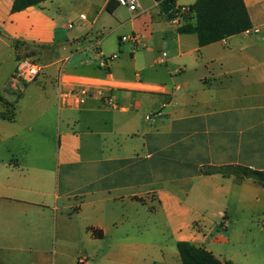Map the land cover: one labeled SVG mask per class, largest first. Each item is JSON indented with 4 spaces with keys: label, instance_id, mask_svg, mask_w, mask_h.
Listing matches in <instances>:
<instances>
[{
    "label": "crops",
    "instance_id": "0c3cea01",
    "mask_svg": "<svg viewBox=\"0 0 264 264\" xmlns=\"http://www.w3.org/2000/svg\"><path fill=\"white\" fill-rule=\"evenodd\" d=\"M110 1L48 0L13 13L15 0H0V264H182L179 242L222 262L264 264V224L228 221L229 202L264 214V187L202 173L264 171V0H244L258 33L205 47L179 31L194 15L170 19L155 0H137L135 16L110 14ZM113 34L119 45L108 52L121 56L103 66L98 52ZM24 59L45 74L18 78ZM83 78L116 86L78 107L60 99ZM11 96L26 99L23 126L6 111ZM143 230L170 241L135 239Z\"/></svg>",
    "mask_w": 264,
    "mask_h": 264
},
{
    "label": "trees",
    "instance_id": "16d2710c",
    "mask_svg": "<svg viewBox=\"0 0 264 264\" xmlns=\"http://www.w3.org/2000/svg\"><path fill=\"white\" fill-rule=\"evenodd\" d=\"M48 0H15L12 12L17 13L30 7H36ZM164 14L170 19L182 14L176 8L175 0H155ZM118 8L116 0H111L107 11L112 14ZM194 13L195 25L188 24L179 31L182 34H196L199 46L205 47L232 36L240 35L253 28L248 8L244 0H198L190 7ZM202 173L222 174L225 177L236 176L240 179H252L264 187V171L241 166L221 168H202ZM178 251L182 264H235L232 261L222 262L212 252L196 247L189 242H179Z\"/></svg>",
    "mask_w": 264,
    "mask_h": 264
},
{
    "label": "rangeland",
    "instance_id": "374dc122",
    "mask_svg": "<svg viewBox=\"0 0 264 264\" xmlns=\"http://www.w3.org/2000/svg\"><path fill=\"white\" fill-rule=\"evenodd\" d=\"M69 3V2H68ZM69 7H70V3H69ZM117 9H120V11L125 14V15H129V10L126 7L123 6H118ZM65 11H63L64 13ZM66 22H68V20H66ZM119 41H120V35L118 34H113L107 37V39L103 40V49L106 50V54L107 56H111L112 53L110 54V50L115 49L116 46L119 45ZM125 44H130V42H127ZM119 56H121L120 53H115ZM119 59V58H118ZM117 59V61H118ZM119 62V61H118ZM41 64V63H40ZM42 65V64H41ZM45 72V71H44ZM43 75L45 73H42ZM41 77V76H40ZM22 86L26 89L29 86H33V85H26L25 83H22ZM28 95L26 96L27 99ZM25 99V100H26ZM25 100L20 101V98H18V96H11L10 101L12 102L13 106H10L9 110L8 108L6 109V111H11V113H15L17 114V125L19 126H23L24 124H26V122L31 120V116L30 115H26L27 112V105L25 103ZM232 101V100H231ZM0 110H2V105L0 104ZM14 130V126L11 127ZM6 131H8L6 129ZM8 144V142L4 143L3 145ZM232 201V200H229ZM224 203V202H222ZM230 205H232V210H231V216H229V224L232 226L235 223H238L240 226H253V225H263L264 224V214L262 213L261 209L258 208H251L249 205L246 206L245 209H241L238 211H236L235 209H240V207L238 208L236 204H233L232 202H229ZM252 209V210H250ZM219 209H217L216 212H218ZM236 211V212H235ZM234 214H236L238 217L233 216ZM218 221L220 223H223L225 220V213H219L218 217H217ZM148 230H143L141 233L135 234V239L137 240H149V241H157L159 244L163 243V242H169V233L166 232H159V231H151L149 232ZM156 239V240H155ZM219 249H221L223 252H227L229 251L228 246H224L222 244H217L216 245ZM249 252V254L251 256L255 255L256 257H254L253 259H261L262 258V253L259 250V252L257 250H247ZM258 261V260H256ZM77 264H81L78 263ZM84 264V263H82Z\"/></svg>",
    "mask_w": 264,
    "mask_h": 264
},
{
    "label": "built area",
    "instance_id": "2783aa9c",
    "mask_svg": "<svg viewBox=\"0 0 264 264\" xmlns=\"http://www.w3.org/2000/svg\"><path fill=\"white\" fill-rule=\"evenodd\" d=\"M118 6L126 7L133 16L136 15L138 11V1L137 0H116ZM181 14L184 15H194L191 11L190 7H180L178 8ZM72 27V25H70ZM258 33L259 30H248L245 33ZM122 42H132L135 45L140 43V40L137 36H123ZM98 58L103 66H109L110 63L116 61L119 57L117 54H113L111 56H107L102 51L98 52ZM45 68L39 64H36L30 60L24 59L20 61L16 70V76L18 78H22L26 82H34L36 81L44 72ZM110 76V75H109ZM78 82L77 85L79 87L78 92H60V99L65 100L69 99L73 106L78 107L85 103L86 98L90 96L93 90H98L106 87L116 86L115 84L111 83L108 79H99V78H83L81 80L76 81ZM109 105L115 106V102L112 99H109ZM86 261L82 260L81 263H85Z\"/></svg>",
    "mask_w": 264,
    "mask_h": 264
}]
</instances>
